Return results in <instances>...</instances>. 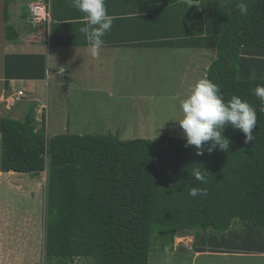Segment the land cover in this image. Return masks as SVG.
Instances as JSON below:
<instances>
[{
	"label": "trees",
	"instance_id": "trees-1",
	"mask_svg": "<svg viewBox=\"0 0 264 264\" xmlns=\"http://www.w3.org/2000/svg\"><path fill=\"white\" fill-rule=\"evenodd\" d=\"M157 1L162 4L140 17L150 21L146 32L137 28L131 40L106 38L129 19L138 20L129 15L131 10L115 11L104 44L213 50L215 58L205 75L220 87L225 101L235 95L256 109L254 140L245 143L240 130L226 126L229 150L217 147L209 153L205 144L198 156L184 138L169 135L121 140L112 134H59L47 139L44 124L37 129L34 104L22 119L0 116V171L47 172V264H75L76 259L149 264L152 252L173 251L175 238L189 235L195 253L264 252L258 237L264 231V104L255 95L257 85H264V0H248L247 15L237 8L239 0H193L199 7ZM51 19L62 20L54 11ZM58 27L51 28V45L61 43L54 35ZM42 34L46 36L47 25ZM17 38L8 27L7 41ZM45 72L43 54L4 57L6 90L11 80H44ZM195 169L204 172L206 184L195 179ZM192 187L206 188L207 195L192 197Z\"/></svg>",
	"mask_w": 264,
	"mask_h": 264
},
{
	"label": "rangeland",
	"instance_id": "rangeland-1",
	"mask_svg": "<svg viewBox=\"0 0 264 264\" xmlns=\"http://www.w3.org/2000/svg\"><path fill=\"white\" fill-rule=\"evenodd\" d=\"M24 49L10 46L9 51L19 54L37 52L29 45ZM102 55L97 64L87 66L88 72H84L86 80L74 74V67L62 65L58 70H66L65 79L55 76L49 86L47 80L37 82L35 94L25 93L22 102H15L12 97L4 101L0 99V116L11 112L8 109L15 105L11 115L22 119L34 104L37 129L44 124L47 139L59 134H112L121 140H152L162 135L184 138L178 122L183 117L180 101L189 94L196 81L205 76L206 68L215 58L214 51L149 48L121 49ZM63 84L67 86L56 88ZM93 88L97 91L91 90ZM35 96L38 103L33 102ZM10 175L15 177L14 173ZM23 176L26 180L20 176L16 184L13 181L17 178H13L12 184L18 190L9 188L10 181L1 176L0 196L5 200L1 205L5 208L3 216L6 217V225L13 223L16 230L0 235L6 244V257L0 258V264H47L44 258L47 172L31 178ZM34 213L37 215L34 225L28 226L21 221L31 219L28 215L33 216ZM14 238L17 240L15 245L12 243ZM193 240L190 235L175 238L174 250L152 252L149 264H196ZM75 264L92 263L76 259ZM198 264H204V260L199 259ZM244 264H253V260H244Z\"/></svg>",
	"mask_w": 264,
	"mask_h": 264
},
{
	"label": "crops",
	"instance_id": "crops-1",
	"mask_svg": "<svg viewBox=\"0 0 264 264\" xmlns=\"http://www.w3.org/2000/svg\"><path fill=\"white\" fill-rule=\"evenodd\" d=\"M41 1L43 4H45L49 11L50 16L52 11H54V15L56 17L62 18L61 21H58L60 23H56V21H53L51 19V22L47 26V34L43 37L42 29L43 27L33 29L30 26L29 23V9L28 6L31 3ZM145 2V3H144ZM52 3H55L52 5ZM159 4H162V2H158L157 0H106V7L108 9L109 15L112 17L114 15H117L115 11L117 10H131L133 14H129L131 16L136 17L138 20L134 21L132 23L131 19L127 17L125 19H129V21L126 23L124 22L122 29H118L116 32L110 33V35H107V37L114 39L115 37L119 39L124 38L125 40H131L132 36L134 37L135 32L138 30L140 33L146 32V26L148 27V23L150 21H145L143 18L140 17H147V14H151V9L154 6H158ZM169 4V3H168ZM200 6V5H199ZM144 9L143 13H138V10ZM132 18V17H131ZM86 21L84 19V14L80 12L79 10L73 8L69 2V0H0V99L3 101L5 99H14L17 91H23L24 96L26 97L25 93H30L31 95H34L37 90V82H45L52 81L55 76L58 78H66V70L62 68L60 71L58 70V67L62 65H69L74 67V74H76L77 77H79L81 80H86L84 78V72H88L87 66H90L91 63L97 64V59L102 57L103 53H111L115 50H121V49H149L153 47H147V46H136L131 44H117V45H106L104 44L102 49H106L109 51L106 52H99L98 56H93L90 51L89 44L88 45H68L65 44V42L70 43H80L82 40H87L85 35L80 32V29L86 25ZM133 24V25H132ZM53 25L59 26L56 28V31L54 32V35L56 37V41L61 42L58 45H51L50 44V37L52 35L51 28ZM132 25V26H131ZM169 25V24H168ZM145 26V27H144ZM160 25L156 23V31H158ZM174 22L171 24L170 28L174 29ZM8 27H12L16 33L18 34V38L14 42H9L6 39V31ZM144 27V30H143ZM139 33V32H138ZM139 33V34H140ZM39 35V40L34 41V36ZM127 37V38H126ZM105 38V39H106ZM104 39V38H103ZM31 46L32 50H37V52L33 54H43L46 57V72H45V79L44 80H11L9 82V90L5 89L4 86V57L7 54H19V53H12L9 51L10 46L18 49L25 50L24 48H27V46ZM157 49H172L171 47H155ZM176 49V48H175ZM191 49V48H190ZM23 54H27V52H23ZM32 54V53H29ZM207 69V68H206ZM56 72V74H55ZM73 74V75H74ZM77 78V79H79ZM68 80L66 83L68 84ZM61 82V81H60ZM62 83V82H61ZM65 83V81H64ZM67 84L59 85L56 88L59 87H66ZM51 85L50 83H47V86ZM72 85V84H71ZM73 88L70 89V91ZM83 90V89H82ZM91 90H96L97 88H93ZM24 96L22 98H24ZM12 97V98H11ZM34 103H38V98L33 99ZM22 102V99L19 100ZM19 102V103H20ZM32 102V103H33ZM39 105L37 104L36 107ZM12 107H15L12 106ZM9 108L5 115L10 114L11 118L19 119L18 117H13L11 115L14 113L15 108ZM38 111V110H37ZM14 172H7L2 173L0 171V181L2 179L1 176H5L9 183V188L16 189V186L13 184L19 183L18 178L23 177V180H26V177L23 175H28L30 178L32 176L36 177L37 174H20V175H13L17 178V180L13 181V178L10 174H13ZM13 181V184H12ZM36 183L38 181L34 180ZM11 184V185H10ZM8 185V184H7ZM11 190V189H10ZM18 190V189H16ZM21 192V191H19ZM4 199L0 196V235L3 233L9 234L12 231L16 230V225L13 223H9V225H6V217L3 216V211H5V208L1 205L4 203ZM3 208V209H2ZM29 220L22 219L21 221L31 226L34 225V222L36 220V213L32 216V214L28 215ZM31 216V217H30ZM31 224V225H30ZM26 225V226H27ZM15 237V236H14ZM193 237V236H192ZM259 239L261 238L264 242V231L261 232V234H258ZM16 238V237H15ZM12 240V243L17 244L16 239ZM13 246V245H12ZM13 252V251H11ZM193 258L196 259V264H198L199 259L204 260V264H211V263H217V264H244V260H253V264H264V252L261 251H255V252H249V251H240L238 253H228V252H214L208 249H205L204 252L195 253L193 252ZM6 257V244L2 237H0V258Z\"/></svg>",
	"mask_w": 264,
	"mask_h": 264
},
{
	"label": "clouds",
	"instance_id": "clouds-1",
	"mask_svg": "<svg viewBox=\"0 0 264 264\" xmlns=\"http://www.w3.org/2000/svg\"><path fill=\"white\" fill-rule=\"evenodd\" d=\"M69 2L73 8L84 14L87 23L80 32L85 35L91 54L94 57L98 56L105 43L103 37L111 30L113 23V17L109 15L106 7V0H69ZM237 8L241 15H247L248 0H239ZM49 23L39 28L48 26ZM255 95L264 104V85H257ZM180 108L183 117L178 122L183 130L186 147L194 146L198 156L203 155L202 148L205 144H208L209 153L217 147L224 152L229 150L230 141L223 135L226 126L240 130L245 136V143L254 140L253 129L257 125L256 109L235 95L225 101L220 87L206 75L191 87L189 94L180 101ZM193 175L200 183H207L206 176L201 170L195 169ZM189 194L192 197L206 196L207 189L192 187Z\"/></svg>",
	"mask_w": 264,
	"mask_h": 264
},
{
	"label": "built area",
	"instance_id": "built-area-1",
	"mask_svg": "<svg viewBox=\"0 0 264 264\" xmlns=\"http://www.w3.org/2000/svg\"><path fill=\"white\" fill-rule=\"evenodd\" d=\"M29 22L33 29L39 28L50 21V13L48 7L41 1L31 3L29 5ZM24 96L23 91H17L14 100L19 101Z\"/></svg>",
	"mask_w": 264,
	"mask_h": 264
},
{
	"label": "water",
	"instance_id": "water-1",
	"mask_svg": "<svg viewBox=\"0 0 264 264\" xmlns=\"http://www.w3.org/2000/svg\"><path fill=\"white\" fill-rule=\"evenodd\" d=\"M178 2L186 3L192 7H199V5H200V3L198 1H193V0H179Z\"/></svg>",
	"mask_w": 264,
	"mask_h": 264
}]
</instances>
